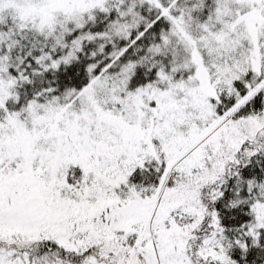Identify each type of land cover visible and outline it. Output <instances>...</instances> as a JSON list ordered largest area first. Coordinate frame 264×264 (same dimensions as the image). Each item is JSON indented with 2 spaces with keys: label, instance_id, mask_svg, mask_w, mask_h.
<instances>
[{
  "label": "snow or ice",
  "instance_id": "obj_1",
  "mask_svg": "<svg viewBox=\"0 0 264 264\" xmlns=\"http://www.w3.org/2000/svg\"><path fill=\"white\" fill-rule=\"evenodd\" d=\"M0 264H264V0H0Z\"/></svg>",
  "mask_w": 264,
  "mask_h": 264
}]
</instances>
